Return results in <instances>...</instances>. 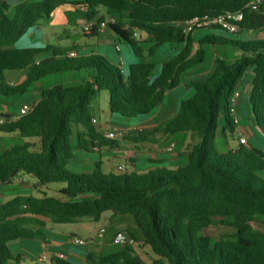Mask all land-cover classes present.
I'll return each instance as SVG.
<instances>
[{
    "label": "trees",
    "instance_id": "16d2710c",
    "mask_svg": "<svg viewBox=\"0 0 264 264\" xmlns=\"http://www.w3.org/2000/svg\"><path fill=\"white\" fill-rule=\"evenodd\" d=\"M252 1L26 0L16 5L10 16V6L0 0V97L23 95L51 75L91 72L79 86L43 90L41 99L25 116L0 115V134L38 141L6 148L0 137V185L11 184L19 174L33 177L41 187L65 185L60 197L16 196L0 204V264H21L22 256L14 255L9 244L45 240L47 221L60 225L85 219L99 222L107 212L134 221L138 233L127 232L136 244L150 248L156 257L153 264H264V232L250 225L258 217L264 218V178L260 176L264 173V151L240 144L225 152L216 147L220 122L224 136L227 131L235 133L231 99L250 70L248 120L264 139V40L235 41L215 34L185 36L178 26L194 17L237 13ZM64 5L86 8L87 20L99 24L104 17L98 16L104 10L114 41L127 43L138 57L145 52L152 56L167 45L178 46L173 49L176 55L152 78L153 63H135L124 71L120 64L98 54L80 56L78 47L15 48L30 30L50 23L54 11ZM236 25L235 32L220 26L210 30L233 35L264 32V15L245 12L244 20ZM136 33L147 40H136ZM99 34L95 30L87 36ZM143 43L153 46L145 51L140 47ZM207 46H233L242 55L231 64L216 58L206 80L188 83L185 87L195 93L180 103L173 117L154 129L130 130L122 135L138 147L152 142L156 135L189 133L197 142L185 152L186 165L119 175L102 173L100 163H95L91 172L67 170L75 156L74 138L75 149L88 153L117 147L93 123L94 103L100 92H108L112 114L126 118L151 115L168 93L181 86L184 74L204 63ZM71 51L77 56L70 57ZM45 54L51 57L39 59ZM8 71H25L26 78L12 85L7 80ZM215 225L234 233L212 244L204 230ZM133 247L108 256L90 252L85 264H145ZM51 263L73 264L59 257H53Z\"/></svg>",
    "mask_w": 264,
    "mask_h": 264
},
{
    "label": "rangeland",
    "instance_id": "374dc122",
    "mask_svg": "<svg viewBox=\"0 0 264 264\" xmlns=\"http://www.w3.org/2000/svg\"><path fill=\"white\" fill-rule=\"evenodd\" d=\"M9 5L15 3H22L26 0H5ZM10 16H13L14 11H10ZM99 18L104 17L103 22L107 24L110 22V19L105 14V11L100 12ZM103 13V14H102ZM81 11H79L74 18L73 23L66 28L59 29L58 33L61 37L60 40L51 37L49 42H44L43 39L37 34L36 36L31 35L34 33V29L30 30L24 37H22L15 45V48H40L46 45H59L62 47H74L76 45L79 50V55H90L98 54L107 58L110 62L114 64H120L125 71H128L130 65L135 63H153L155 69L152 74V78H156L160 75L162 65L164 62L168 61L170 58L176 55L178 46L167 45L156 51L152 56H148L146 52L142 57H138L134 54L130 46L125 42H114L112 38L111 31L107 29L106 32L99 34L95 37H90L84 34L83 26H80L86 18H81ZM73 16V17H74ZM101 20V19H100ZM101 22V21H99ZM85 23V24H86ZM70 30L72 34L69 35ZM201 34H215L222 35L230 40L235 41H258L264 40V32H243L241 34L233 35L230 33H225L223 31H214V30H203L194 33V36ZM135 39L141 42H145L147 37L136 33ZM50 43V44H48ZM153 46L152 43H143L140 45L142 49L148 51ZM179 49L181 46L179 45ZM242 55L241 51L233 46H207L206 47V58L202 65L197 68L187 72L182 77L181 86L175 89L174 91L168 93L163 104L158 107L151 115L148 116H138L135 118H126L120 115L112 114L109 109V94L108 92H100L95 101V108L99 109V117L95 116L97 120L95 124L96 128L101 131L104 124H109L113 129H115L119 134H125L129 130H133L139 127H152L164 123L171 117H173L176 111L179 108V105L182 101L188 100L193 97L195 91L193 89L185 87L191 81H201L206 80L209 74L214 69L215 59L220 58L227 62L228 64L233 63ZM51 54H45L39 57V59L50 58ZM25 71H8L6 73L7 80L12 85H18L22 82V77L25 78ZM91 72L88 71H72V72H63L55 75L48 76L36 83H34L29 90L23 95L15 97H0V115L8 114L13 117L21 115V109L24 105L32 107L37 101L41 99V92L56 86L71 87L79 86L85 82ZM253 80L252 71H248L245 79L242 82L240 88V102L244 104V111L242 112L241 108L237 104V113L240 119V124L246 126L248 124L247 114L249 112L247 101V94L249 92L251 82ZM99 103V105H98ZM222 122H220L219 129L216 137V147L219 151L225 152L229 149H233L239 146V137L237 133L231 134L230 131L226 132L224 136L222 132ZM132 128V129H131ZM191 134L189 133H180L174 135H166L167 138H171L175 142L174 154L182 153V156L177 159L178 165L184 166L187 163V157L185 155V147L191 143ZM3 138L2 145L3 147H11L13 145L21 144L23 142H38L37 140H22L17 135H2ZM196 140V139H194ZM76 138L72 140L73 143V152L74 159L67 166V170L70 172L80 174L83 172L92 171L95 167V163L101 164L102 173L119 175L123 174L118 171V166H124L127 172H146L152 167H156L157 164L149 163L147 160V155L142 154L135 148L134 144L128 142L118 136L113 142L117 144L116 148H111L110 146L104 147L101 152H86L84 150H76ZM38 145V143H35ZM254 145L257 149L264 151V139L260 137L259 132L254 131V135L251 137L249 145ZM230 147V148H229ZM249 148V147H247ZM132 154L135 156V159L138 160L137 167H134L130 161L127 159V155ZM172 153H167L165 156L167 159H171ZM169 168V164L161 165V167ZM264 178V173L260 174ZM65 185L61 183H53L47 186H38L37 180L33 177L25 174H19L11 184L2 186L0 185V204L6 203L16 196H33L36 198L41 197H60L59 191L64 188ZM111 212L104 213L99 222H93L89 219H85L78 224H53L47 221L46 230H45V240L35 239L30 240H20L12 242L9 244V247L14 255H21L22 261L21 264H49V263H39V256L43 254L44 248L42 244L50 241L51 244L54 242L63 243L62 250L70 253H77L84 255L82 260L86 262V256L88 253H102L104 256H108L114 253L125 251L126 247L107 244V242H97L94 245L90 244L88 239L92 236L99 235L101 228L106 229V237H109L108 232L109 227H113V224H110ZM252 228L255 231L264 232V218L258 217L253 223H250ZM204 233L211 238L212 244H215L222 236L227 234L234 233L233 229L222 227L220 225H215L204 230ZM109 235V236H108ZM71 236V237H70ZM74 237L85 240V245H76L73 242ZM137 239H140L137 237ZM28 246H31V249H28ZM55 249V248H52ZM135 255L141 258L145 264H153L156 260L155 255L152 253L149 247L144 246L142 243L135 244L133 247ZM49 251V250H48ZM31 260V261H30ZM81 262H77L80 264ZM85 264V263H84Z\"/></svg>",
    "mask_w": 264,
    "mask_h": 264
},
{
    "label": "crops",
    "instance_id": "0c3cea01",
    "mask_svg": "<svg viewBox=\"0 0 264 264\" xmlns=\"http://www.w3.org/2000/svg\"><path fill=\"white\" fill-rule=\"evenodd\" d=\"M18 4L19 3H15L13 5L8 4L10 6V9H11L10 11H12V9ZM79 11H81V13H82L81 18L82 19L86 18L87 11H86V8H84V7L78 8V7H73L70 5L61 6V7L57 8L54 11V13L52 14V20L50 23H41L37 28L34 29L35 32L32 33L31 35L36 36L38 34L40 36V38L44 40V42H49V39L51 37H55V39L60 40L62 36H60L58 33L59 29L69 27L74 21V18H75L74 15H76ZM102 11H104V10H102ZM86 21H88L87 18H86ZM80 22H82V23H80V24H82L80 26H83L86 23L83 20H80ZM105 30L103 32H100V34L106 32ZM70 34H72V30H70V33L68 36H70ZM48 44H50V43H48ZM56 47L62 48V46H59V45H56ZM74 47H77V46L74 45ZM64 48H66V47H64ZM67 48H69V47H67ZM71 52H74V51H71ZM22 78L23 79L21 82H23L25 80L26 73H25V78H24V76ZM246 103L248 104V101H246ZM98 105H99V103H98ZM238 107L241 108L242 112L244 111V104L240 102V99L238 100ZM247 108H249V106ZM94 109L96 111L95 116H98L99 121H100V117L98 115L100 111H99V109L97 111V109L95 108V104H94ZM249 117H250V109H249V112L247 114L248 124L246 126H242L241 124H239V126L235 129V133H237L238 137H240L241 135L246 137L250 143L251 137L254 135V131L257 132V130L249 122V120H248ZM158 126L159 125L152 126V127H139V128L154 129ZM109 127H111L109 124L108 125L104 124L103 129H101L100 132L104 135V137H105V134L108 131ZM260 137L262 138L261 135H260ZM194 139L195 138H193L191 136V143H189L185 147V152L189 149V147L192 144L197 142V140H194ZM171 145L175 146V142L172 141L171 138H167L166 135L160 134V135H156L152 142L143 143V144H141L135 148L138 149V151L140 153L147 155V160L149 161V163L157 164L156 167H152V168L148 169L147 171L152 170V169H156V168H165L164 166L161 167L162 164L163 165L169 164L170 167L168 169H177V168L181 167L180 165H178L179 163H178L177 159L182 156V153L174 154L173 153L174 150H173V152L171 154V159H167L165 155L168 152L166 150ZM250 146H254V145L250 144ZM102 149H100V150L96 149V151L101 152ZM127 159L130 161V163L134 167H137L138 160L135 159L134 155L128 154ZM118 167H120V166H118ZM89 172H91V171H89ZM146 172H139V173H146ZM109 220H110V224L114 225V228L109 227V229H108L110 236L108 235L109 237H106V238H105L106 235L104 236V238H101L100 235L92 236L88 239L90 244L94 245L97 242L99 243V242H104V241L107 242V244H109V243H111V239H112L113 235L120 230H126V231H130L132 233H138L137 227H136L134 221L130 217H113V215H111ZM42 246L44 248V252L39 257H43V256H45L47 258L59 257V258H62L66 261H69L73 264H77V262H81L80 264H82V260L84 258V255L77 254V253H70L69 251H67V252L63 251L62 250V248L64 247L63 243L54 242V244H51L50 241H47L46 243L42 244ZM52 248H55V249H52ZM28 249H31V246H28ZM84 263L85 262H83V264ZM50 264H54V263H50Z\"/></svg>",
    "mask_w": 264,
    "mask_h": 264
},
{
    "label": "built area",
    "instance_id": "2783aa9c",
    "mask_svg": "<svg viewBox=\"0 0 264 264\" xmlns=\"http://www.w3.org/2000/svg\"><path fill=\"white\" fill-rule=\"evenodd\" d=\"M245 12H251V13L257 12V13L264 15V0H253L252 2L247 4L242 10H240L237 13L227 12L216 18H210L208 16L194 17L192 19L185 20L179 23L178 26L180 27L182 33L185 36H189L198 31L210 30L214 26H220L224 28L225 30H227L228 32H235L238 30V26L236 24L241 23L244 20ZM107 25L108 24L106 22H101L99 24L97 20L88 21L83 26V32L85 35H90L95 30L99 32H103L106 29ZM69 56L76 57L77 54L75 52H70ZM239 99H240V93L236 92L231 99V105H230V114L233 118L236 128L240 124V119L237 113V104H238ZM34 106L29 107L27 105H24L21 109L20 117L25 116L28 113H30L34 109ZM96 122L97 120L94 119L93 123H96ZM133 130L142 131V128H135ZM122 135L123 134H119L115 129L109 127L108 131L105 134V138L109 140H115L118 136H122ZM239 144L246 146V147L250 146L248 139L242 135L239 137ZM174 147H175L174 145H171L167 148L166 151L168 153H172L174 150ZM117 169L121 173L127 172L124 166H120ZM105 234H106V230L103 228L100 229L99 231L100 237L104 238ZM73 242L76 245L86 244L85 240L76 238V237H74ZM111 243L115 245L124 246V247H132V246H135L136 244L134 238L126 230H120L116 232L111 239ZM38 261L39 263H49L50 264L52 262V258H47L43 256V257H40Z\"/></svg>",
    "mask_w": 264,
    "mask_h": 264
},
{
    "label": "water",
    "instance_id": "95a60500",
    "mask_svg": "<svg viewBox=\"0 0 264 264\" xmlns=\"http://www.w3.org/2000/svg\"><path fill=\"white\" fill-rule=\"evenodd\" d=\"M2 115H4V114H2Z\"/></svg>",
    "mask_w": 264,
    "mask_h": 264
}]
</instances>
